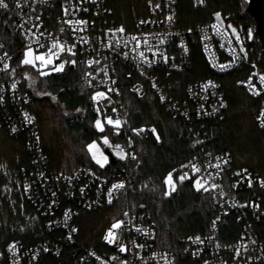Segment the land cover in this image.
<instances>
[{
    "label": "built area",
    "instance_id": "built-area-1",
    "mask_svg": "<svg viewBox=\"0 0 264 264\" xmlns=\"http://www.w3.org/2000/svg\"><path fill=\"white\" fill-rule=\"evenodd\" d=\"M111 1L19 0L22 5H26L23 8V15L26 21L24 22L18 14L20 10L15 8L14 0H6L10 8L7 11L0 9V23L6 21L12 32L23 43L24 38L20 34L22 31L19 28L20 23H24V28H31L33 32L36 31L33 25L41 24V32H45L46 34L51 33L53 36H60L62 40L74 43L75 41L72 38L70 30L60 33L61 27L68 28L67 25L63 24L64 13L62 5L66 4L70 8L75 6H79L81 9L88 8L87 13L80 11L76 13L75 17L76 19H86L88 21L87 31L78 35H82L89 43L83 45L77 44V56L75 57L78 62L77 66L82 68L83 80L86 87L93 93L97 90L107 92L106 87H96V81H92L93 86L89 87L86 79L91 78L84 76L86 71L94 72V69L97 67V65L93 64L92 68H88V60L100 59L102 66L104 63L103 58L107 56L109 58L108 63L110 64L109 76L111 79L109 83H111V80L116 81V84L112 85L113 88H119L120 94L122 89L126 88L138 98L143 97L147 92L154 94L171 117L182 126L181 135L193 137L199 135L204 122L217 117L225 109V107H220L221 98L222 102L227 106L222 86L214 77H205L189 82L184 88L185 97L181 98L177 95L178 91L171 78L174 74L182 72L190 65L191 45L196 43L206 63L214 73L240 72L241 77L237 80L236 85L249 96L260 100L259 109L254 115V121L264 136V128L260 126V120L258 119L261 112L264 111V88L258 82V75L253 77L252 82L256 84L257 90L260 91L259 96L254 95L245 86L248 77L253 71L258 74H264V48L261 45L257 32V24L254 19V22H250L244 27L242 22L233 20L232 15L228 13L222 15L224 21L223 27L225 29L228 24H232L238 29L241 39L244 40L247 59L245 60L244 54L239 52V45L236 44L235 38L232 37V46L236 48L240 60L238 64H234L228 70L221 72L218 68L213 69L209 65L207 56L203 50L205 41L201 40V37L205 34L211 36L212 39L207 41V43H209L210 52H215L217 63L231 62L232 57L228 55L227 51L219 48L220 41L212 34V29L209 27L214 22V13L210 20L202 22L189 33L188 30L182 29L177 25L176 0H141L142 3L136 8L133 18L123 21L114 12ZM195 1L198 2V0ZM33 9H35L34 12ZM36 16L40 17L39 21L35 19ZM168 16H172L171 22L167 20ZM141 21H145V23L142 24ZM120 27H123L125 30L122 34L123 37L147 36L153 43H159L160 39H164L165 43L161 44L160 48L168 55V63L165 64L160 60L152 67H148L147 65L137 66L136 61L131 58L128 60L123 58L122 53L125 49L121 48L117 53L103 47L101 41L106 42L105 32L109 29L115 30ZM249 30L252 32L251 40L247 38ZM228 31L230 32V30ZM117 35L120 36L121 34L117 33ZM181 41L187 46V53L179 46ZM129 47H131V44ZM4 53L0 54V57H4ZM147 55L151 59V53H147ZM8 56L12 58L10 61H7L11 65L13 54L8 53ZM253 64L257 66L255 69L252 68ZM2 67L3 63L0 62V68ZM66 68L73 69L75 67L68 65ZM21 71L23 72L22 68ZM99 79H103V73L100 74ZM13 80L19 81L15 93L11 90ZM209 80L217 85V87L214 89L209 88L206 93L201 92L200 85L206 84ZM153 84L156 85L155 88L152 87ZM0 85H3L5 89L3 93H0V95L4 96V103L0 104V129H4L9 136L23 137L25 140V150L29 156V164L22 165L18 169V188L21 197L20 216L26 222L32 235L27 238L16 236L7 239V236L3 233L0 220V253L3 254L0 256V264H38L49 257L56 258L58 259V264H63L64 255L73 257L77 264H120V261H127V264H164V260L162 259L164 254H167L169 260H172L173 256H175L174 264H178V256L188 259L194 264H205L206 261L207 264H264V186H262L264 174L250 171L244 167H233L232 156L227 151L214 153L211 156H208L207 153L203 155L191 154L183 158L177 168L176 177L182 171L190 172V169H181V165L189 163L193 157L196 158L197 163L200 165L209 162L215 165L217 163L216 158L220 157L223 171L217 174L218 170L215 167L209 168L207 171L212 173L214 177L213 182L220 185L225 192V196L222 199L219 195H217L215 201L210 198L212 215L206 231L181 237L178 241L180 245L178 254L172 251L161 250L158 247L152 216L146 206L140 201H137L134 206L130 204V201L126 202L124 211L115 219L117 221L135 217L120 232L122 236L126 237L124 243L128 251L125 253H119L114 245H108L104 242L103 236L111 225L107 226L98 238L99 248L97 250L78 243V230L75 233H71L72 239L68 240L70 228L75 227L78 229L76 220L81 212H93L109 207L121 195L132 194L137 197V192L145 190L149 183L142 182L135 185L131 174V159L125 162L116 161L114 164L111 163L105 169L98 171L86 165H78L70 172L51 168L42 152L39 124L30 110L33 100L29 91L23 87L19 77H13L3 72H0ZM137 88H139V92L136 91ZM189 88L196 95L190 93ZM213 92L216 94L212 95ZM107 94L112 101L108 108V114L112 115L114 119L119 116L124 120L120 94L117 95L115 92ZM161 95L165 97L163 102L160 100ZM202 95H206L208 99L201 100L200 96ZM25 97H27L28 103H24ZM103 103L108 104V101L105 100ZM201 104L204 106L203 109L200 107ZM112 107L117 109L116 113L111 112ZM95 108L96 105L93 103V112L96 119ZM198 111L200 112L199 117H197ZM205 112L211 113V115H205ZM25 113L28 114L30 119L34 118L31 123L25 120ZM183 113H187V116L183 115ZM101 120H103V116ZM13 128L16 129L15 132L12 131ZM128 135H130V132L124 125L121 129L120 143L126 147L127 151H134L133 146L131 149H128L126 146ZM37 136L39 140L36 139ZM224 160H227L228 163L224 164ZM87 168H91L99 179L87 175L85 171ZM245 169H247V172L244 171ZM237 172L241 173V175L237 176ZM40 173L44 174L43 180L40 179ZM58 176L60 177L59 180L56 179ZM249 176L252 180L251 188L248 187L246 179ZM64 177L73 178L71 184ZM105 180L108 181L107 184H104ZM120 181L125 182L126 189L114 194L113 202L110 205L106 199L107 190L111 187V183ZM241 181L243 182L241 183ZM25 183L31 185L27 193L24 191ZM185 183L191 184V181H186ZM85 184H88V187L85 188V195L82 197L80 188ZM145 185L147 186L145 187ZM232 185H236V187H232ZM98 186L101 188L99 204L93 203L97 199L96 192ZM221 188L215 190L217 194ZM52 192H56L57 195L53 197ZM53 200L56 203L49 209V205ZM221 203L224 205L223 208L220 207ZM89 204H91V207H88ZM140 204H143L144 207L141 208ZM256 204L259 205V208L254 206ZM24 205L28 206L29 212L24 211ZM240 205L246 206L240 207ZM66 210H71L72 213V218L68 221L69 227L64 226L65 218L63 213ZM125 211L129 212V218L124 216ZM225 212H227V215H224ZM45 213L48 214L45 215ZM217 216L220 219L216 221V229L213 231L212 222L216 220ZM141 217H143L142 220ZM136 227L149 231L151 238L145 237L143 232L137 233L135 231ZM21 231H23L22 227L20 228V233ZM196 235H200L202 239L214 237V240L212 243H209L205 239L204 245H193L191 241H188V237H195ZM13 243H16L18 248V252L15 255L7 250L9 245ZM216 243L220 244L219 249L215 247ZM137 244H144L145 247L138 248L136 247ZM241 245H247L248 251L245 252ZM185 247L189 248L187 253L183 251ZM197 248H203V251L199 252L196 257H193L191 253L197 250ZM237 248L240 249V256L236 255ZM89 252H94L100 257V260H96L94 256H89ZM153 253H156L155 259L152 258ZM137 254L142 259H137ZM113 256H118L119 259L112 260Z\"/></svg>",
    "mask_w": 264,
    "mask_h": 264
},
{
    "label": "trees",
    "instance_id": "trees-1",
    "mask_svg": "<svg viewBox=\"0 0 264 264\" xmlns=\"http://www.w3.org/2000/svg\"><path fill=\"white\" fill-rule=\"evenodd\" d=\"M111 2L121 21L132 19L136 8L142 3L141 0ZM247 3L248 0H205L204 5H200L195 0H176V22L182 29L194 30L202 22L210 20L213 13L220 12L222 15H232L233 20L242 22L246 27L248 23L254 22L246 11ZM0 45H3L0 54H13L11 66H16L23 42L12 32L6 21L0 23ZM191 46L190 65L171 78L178 91L177 95L185 97L184 88L189 82L214 77L222 86L227 106L220 115L204 122L198 136H186L181 135L182 126L171 117L154 94L147 92L138 98L126 88L122 89V116L128 121L125 127L129 132L132 127L145 129L140 137H134L133 149L137 160L131 163V174L135 185L142 182L149 184L145 190L137 192V197L132 194L121 195L109 207L81 212L76 220L79 244L97 250L98 238L122 214L126 202L130 201L134 206L140 201L152 216L158 247L178 254L179 239L185 235L205 232L212 215L209 194L196 192L190 183L178 184L177 191L171 197L163 196L166 190L164 177L173 168L177 170L181 160L191 154L227 151L232 156L233 167H244L264 174V136L254 121L260 100L249 96L236 85L241 77L239 71L214 73L198 45L195 43ZM21 72V68L18 69L15 77H19ZM20 79L32 97L30 110L38 121L42 152L50 167L63 172H70L78 165L100 170L91 162L86 149L88 143L102 134L93 127V92L84 83L82 68H66L65 73H54L50 77L38 75L35 87L55 95V103H52L51 96L35 95ZM57 105H61L68 115H63ZM77 109L82 114L75 113ZM153 127L160 136V142L150 131ZM104 134L109 135L113 142H121V137L116 136L112 128H105ZM197 140L204 143L193 147ZM28 164L24 138L9 136L4 129H0V220L7 239L32 236L20 216L21 197L16 184L19 167ZM153 186H158V190L152 191ZM24 211L29 212L28 206L24 205ZM21 227L23 231L20 233ZM63 258V264H77L73 257L64 255ZM177 261L178 264H194L181 256H178ZM38 264H58V259L49 257Z\"/></svg>",
    "mask_w": 264,
    "mask_h": 264
},
{
    "label": "snow or ice",
    "instance_id": "snow-or-ice-1",
    "mask_svg": "<svg viewBox=\"0 0 264 264\" xmlns=\"http://www.w3.org/2000/svg\"><path fill=\"white\" fill-rule=\"evenodd\" d=\"M15 8L17 10H20L18 14L21 17V20L25 21L24 15H23V8L26 7V5H22L19 0H14ZM198 3L200 5H204L205 0H198ZM63 7V24L67 25L68 28L65 29L63 27L60 28V33H65L66 31H71L72 38L75 41L74 43H69L67 40H62L60 36H53L51 33H45L41 32V24H34L33 27L36 29L35 32L32 31L31 28L25 29L24 23L19 24V28L21 31V36L24 38V43L22 47V58L18 60V63L16 66H11L7 61H10L12 58L8 56V53H4V57H0V62L3 63V67L0 68V72H3L7 75L15 77L17 74L18 69L24 68L25 66L30 67L31 69H34L40 77H50L52 74H62L66 72V66L71 65L72 67L77 66V60L75 57L77 56V44L83 45L88 44L89 41L85 39L82 35H78L79 33H83L87 31L88 29V21L86 19H76V13L83 11L85 13L88 12V8L81 9L79 6H75L70 8L69 6L62 5ZM157 7H159L157 5ZM10 5L6 0H0V9L2 10H9ZM35 9H33V12ZM214 22L209 26L212 29V34L216 36L220 43L219 48L221 50L227 51L228 55L232 57L231 62L229 63H217V59H215V52L209 50V43L207 41H210L212 39L211 36L205 34L201 37L202 41H205L204 43V52L207 56L208 63L213 69H219L221 72H224L231 68L234 64H238L240 57L237 54L236 48L233 47V40L232 37L235 38L236 44L239 45V52L244 54V59H247V51L244 47V40L241 39L240 33L236 27H234L232 24H228L226 26V29L223 27L224 21L222 18V14L220 12H216L213 14ZM35 19L37 21L40 20L39 16H36ZM172 16H168L167 20L169 22L172 21ZM141 23H145V21H141ZM230 30V32L228 31ZM124 28L120 27L119 29H109L105 32L106 42L101 41V44L103 47L108 48L109 50H112L114 52H119L121 48L125 49L123 51L122 55L125 60H128L131 58L132 60L136 61L137 66L147 65L148 67H152L154 64L158 63L160 60L163 61V63L167 64L169 57L166 54V52L162 51L160 48L161 44L165 43L164 39H160L159 43H153L147 36L144 37H137V36H131V37H123ZM189 33H191V29L188 30ZM117 33L121 34L120 36L117 35ZM225 38H227L225 40ZM249 40L252 39V32L251 30L248 31V37ZM131 44V47L129 45ZM227 44V48H226ZM184 49V52H188L187 46L181 41V44L179 45ZM0 47H3V45H0ZM147 53H151V59H149V56ZM7 58V59H5ZM104 63L101 66V60L100 59H94V60H88L87 61V67L92 68L93 64L97 65V67L93 71H86L84 73V76L90 77L91 79H86V83L89 87H92V81H96V87H106L107 92L105 91H94V93L91 95L92 102L96 105L95 112H96V119L94 122L93 127L95 128L96 132L101 133L102 135L98 138L99 143L97 142V139H93L90 143L86 145L87 153L91 157V162L94 163L96 166H98L99 169H105L106 166H109L110 163L114 164L116 161L125 162L129 159L132 161L137 160V156L134 151H127L125 146H122L119 142H113L110 140L109 135L104 134L105 133V124L111 126L112 129L115 130V135L120 136L121 135V129L125 124L128 123L127 120H122L119 116H117L115 119L112 115L108 114V108L111 105L112 101L107 93L115 92L117 95L120 94L119 88H113L112 85L116 84L115 80H111V83H109V80L111 79L109 76V68L110 64L108 63V57L105 56ZM174 59V58H173ZM257 66L255 64L252 65V68L255 69ZM103 73V79H99L100 74ZM143 75V73H141ZM258 75V82L261 85L262 88H264V74H258L257 72L253 71L252 74L248 77L247 83L245 86L249 88V90L256 96L260 95V91L257 90L256 84H254L253 77ZM22 76L25 80L29 81V87H33L36 83V80L32 77L31 73L29 71L22 72ZM19 81L13 80L11 83V90L13 93L17 91ZM153 88L156 87L155 84L152 85ZM217 85H215L211 80H209L206 84L200 85L201 92H207L209 88H216ZM5 91L3 85H0V93H3ZM63 91V89H61ZM137 92H139V88L136 89ZM189 92L193 95H196V93H193V90L189 88ZM216 93L213 92L212 95H215ZM37 96H51L52 101H56L57 97L53 95L51 92H36ZM15 98V97H14ZM165 97L163 95L160 96L161 102H163ZM201 100H207L208 97L206 95L200 96ZM107 100L108 104H104L103 101ZM4 103V96L0 95V104ZM24 103H28L27 97L24 98ZM201 109H203V104H201ZM220 107H226V105L222 102ZM79 111V109L77 110ZM215 111V109H214ZM112 113H116L117 109L115 107L111 108ZM205 115H211V113L205 112ZM64 115H68V113H64ZM183 115L187 116V113H183ZM103 116L104 123H102L101 117ZM200 116V112H197V117ZM34 119V118H32ZM32 119L29 118L28 114L25 113V120L28 121V123L32 122ZM260 120V126L264 128V111L261 112L260 117L258 118ZM13 132L16 131L15 128L12 129ZM127 131V130H125ZM153 135H155L157 142H160V136L157 134L156 128L153 127L151 130ZM145 132L144 128H136L132 127L130 129V135H128V139L126 142V146L128 149H131L134 143V137H140L142 133ZM37 140H39V137H36ZM204 141L197 140L192 145L193 147L196 146V144H203ZM106 150L107 154H106ZM208 156H211V153H207ZM114 158V159H112ZM220 157H217V163L215 165L211 164V162L200 165L197 163L196 158L193 157L191 161L187 164H182L181 169H190L189 171H182L181 174H179L176 179H174V173L177 171L175 168H173L171 171L167 173V175L163 179V185L165 186L166 190L163 191L164 197H171L173 193L177 191L178 184L183 185L186 181H191V187L196 192L203 191L204 193H208L210 198L212 200L217 199V195L222 199L225 196V192L221 188L220 185H217L214 183V177L212 173L208 172L207 170L209 168L215 167L218 171L217 174H219L220 171H223V168L221 166ZM224 164H227L228 161L224 160ZM87 175L93 176L96 179H99L97 174L91 170V168H87L86 170ZM247 172V169L244 170ZM237 176H240L241 173L237 172ZM44 174L40 173V179L43 180ZM57 180L60 179L58 176L56 178ZM65 180L69 181V184H71V180L73 178L64 177ZM248 181V187H252V180L251 177H246ZM243 181H241L242 183ZM108 181L105 180L104 184H107ZM147 185H145L146 187ZM262 186H264V182H262ZM31 185L28 183H25L24 185V191L27 193L29 191V188ZM88 187V184H85L83 187L80 188V194L83 197L85 195V188ZM232 187H236V185H232ZM221 188L219 193H216V189ZM126 184L124 181L111 183V187L107 190L106 199L108 204H112L114 199V194L118 193L120 190H125ZM158 186H153L152 191H157ZM57 195L56 192H52V196L55 197ZM97 199L93 203H100L101 199V188L97 187L96 192ZM31 199V197H29ZM56 203L55 200L52 201V203L49 205V209L52 208V206ZM23 207V205H21ZM235 206V205H232ZM246 205H240V207H245ZM256 208H259V205H254ZM88 207H91V204L88 205ZM140 207L143 208L144 205L140 204ZM220 207L223 208L224 205L221 203ZM48 213H45L47 215ZM64 226L69 227L68 221L72 218L71 210H66L64 213ZM224 215H227V212L224 213ZM124 216L126 218H129V212L125 211ZM135 217H130L127 220H117L116 222L112 223L111 226L107 229L106 233L103 236V240L108 245H114L119 253H125L128 251L124 239L126 237L122 236L120 234L123 227H126L127 224L131 223L132 220H134ZM143 217H141V220ZM220 219L219 216L216 217V220L212 222V229L213 231L216 229V221ZM78 229L75 227L70 228V233L67 237L68 240L72 239L71 233H75ZM135 231L137 233L143 232L145 237L151 238V234L149 231L141 229L139 227L135 228ZM209 241V243H212L214 240V237H206ZM205 239H202L200 235H196L195 237L189 236L188 241H191L193 245H204ZM255 243V241H253ZM136 247L138 248H144V244H137ZM215 247L217 249L220 248V244L216 243ZM243 247L244 251L247 252L248 248L247 245H241ZM8 252L15 255L18 252V248L16 243H13L9 245ZM47 251V249H45ZM185 253L189 251L188 247H185L183 249ZM203 251V248H197V250L192 251L191 255L193 257H196L199 252ZM3 254L0 253V256ZM89 256H94L96 260H100V257L97 256L94 252H89ZM236 255L240 256V249L237 248ZM152 258H156V253L152 254ZM35 259V257H33ZM118 256H113L112 260H118ZM137 259H142V257L137 254ZM164 260V264H174L175 256H173L172 260L168 259L167 254H164L162 257ZM250 259V258H249ZM120 264H127V261H120ZM207 264V261L205 262Z\"/></svg>",
    "mask_w": 264,
    "mask_h": 264
},
{
    "label": "water",
    "instance_id": "water-1",
    "mask_svg": "<svg viewBox=\"0 0 264 264\" xmlns=\"http://www.w3.org/2000/svg\"><path fill=\"white\" fill-rule=\"evenodd\" d=\"M246 11L256 21L257 32L264 48V0H249Z\"/></svg>",
    "mask_w": 264,
    "mask_h": 264
},
{
    "label": "rangeland",
    "instance_id": "rangeland-1",
    "mask_svg": "<svg viewBox=\"0 0 264 264\" xmlns=\"http://www.w3.org/2000/svg\"><path fill=\"white\" fill-rule=\"evenodd\" d=\"M22 52H21V55L19 56V58H18V60L19 59H21L22 58ZM18 60H17V62H18ZM23 69V72L24 71H29L30 73H31V75H32V77L37 81V78H38V73L34 70V69H31L30 67H28V66H25L24 68H22ZM20 78H22L23 79V81L25 82V84H26V86H27V88L29 89V90H33V92L35 93V95H36V92H46V91H44L43 89L42 90H39V89H37L36 87H35V85L33 86V87H29L28 85H29V81H27V80H25L24 78H23V76H22V73L20 74V76H19ZM52 103H55L54 101L52 102ZM57 107H58V109L61 111V113L64 115V113L66 112V111H64L63 110V108H62V106L61 105H57ZM78 110V109H77ZM75 111V113H77V114H82V111L79 109V111ZM67 113V112H66ZM102 123H104V121L102 120ZM107 127H109V128H111V126H109V125H107V124H105V128H107ZM97 142L99 143L100 141H99V139H97ZM91 158V157H90ZM16 184H17V188H18V182H17V180H16ZM114 222H116V220L115 221H112V223H114ZM111 223V224H112ZM110 224V225H111ZM110 225H108V226H110Z\"/></svg>",
    "mask_w": 264,
    "mask_h": 264
}]
</instances>
